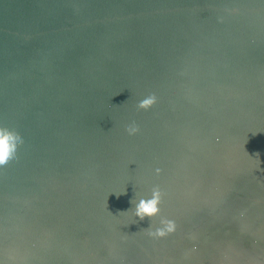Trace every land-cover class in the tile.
I'll return each mask as SVG.
<instances>
[{
    "label": "water",
    "instance_id": "95a60500",
    "mask_svg": "<svg viewBox=\"0 0 264 264\" xmlns=\"http://www.w3.org/2000/svg\"><path fill=\"white\" fill-rule=\"evenodd\" d=\"M0 127V264H264V0H0Z\"/></svg>",
    "mask_w": 264,
    "mask_h": 264
},
{
    "label": "clouds",
    "instance_id": "9594fccd",
    "mask_svg": "<svg viewBox=\"0 0 264 264\" xmlns=\"http://www.w3.org/2000/svg\"><path fill=\"white\" fill-rule=\"evenodd\" d=\"M156 104L157 97L155 94H152L139 101L137 108L141 111H148ZM126 132L130 136H135L140 132V128L133 122L131 125L126 126ZM21 144H23V138L18 132L9 130L6 127H0V167L6 166L11 160L16 159L18 145ZM156 174L160 175L161 170L156 169ZM130 203L134 205L133 209L136 217L141 221L145 218H149L152 221L161 215L163 193L159 186H156L152 189L151 198H141L138 202L136 199H133ZM160 225L161 227L156 228L154 231L152 230V225L148 229H143L142 231L148 232L152 238L159 239L167 238L169 235L176 232L177 225L173 220L161 218Z\"/></svg>",
    "mask_w": 264,
    "mask_h": 264
}]
</instances>
